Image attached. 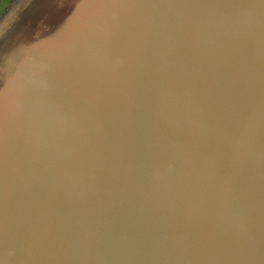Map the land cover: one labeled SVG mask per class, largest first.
Listing matches in <instances>:
<instances>
[{
  "label": "water",
  "instance_id": "obj_1",
  "mask_svg": "<svg viewBox=\"0 0 264 264\" xmlns=\"http://www.w3.org/2000/svg\"><path fill=\"white\" fill-rule=\"evenodd\" d=\"M0 264H264V0H11Z\"/></svg>",
  "mask_w": 264,
  "mask_h": 264
},
{
  "label": "rangeland",
  "instance_id": "obj_2",
  "mask_svg": "<svg viewBox=\"0 0 264 264\" xmlns=\"http://www.w3.org/2000/svg\"><path fill=\"white\" fill-rule=\"evenodd\" d=\"M8 1H9V0H0V12L2 11V9H3L4 7H6ZM4 10H5V9H4ZM4 10H3V11H4Z\"/></svg>",
  "mask_w": 264,
  "mask_h": 264
},
{
  "label": "flooded vegetation",
  "instance_id": "obj_3",
  "mask_svg": "<svg viewBox=\"0 0 264 264\" xmlns=\"http://www.w3.org/2000/svg\"><path fill=\"white\" fill-rule=\"evenodd\" d=\"M11 0H9L8 2H7V5H8V3L10 2ZM6 5V6H7ZM6 7H4L3 9H2V11L0 12V14L3 12V10L5 9Z\"/></svg>",
  "mask_w": 264,
  "mask_h": 264
}]
</instances>
